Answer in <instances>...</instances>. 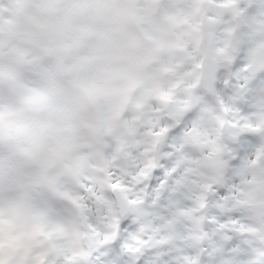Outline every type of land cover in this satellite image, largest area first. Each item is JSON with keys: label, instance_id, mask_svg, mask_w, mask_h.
<instances>
[{"label": "clouds", "instance_id": "1", "mask_svg": "<svg viewBox=\"0 0 264 264\" xmlns=\"http://www.w3.org/2000/svg\"><path fill=\"white\" fill-rule=\"evenodd\" d=\"M0 264H264V0H0Z\"/></svg>", "mask_w": 264, "mask_h": 264}]
</instances>
